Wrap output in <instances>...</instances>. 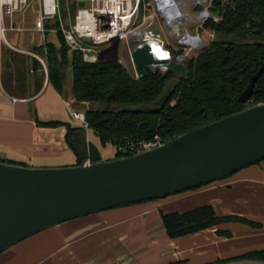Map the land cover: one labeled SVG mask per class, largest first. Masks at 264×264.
Listing matches in <instances>:
<instances>
[{
    "label": "crops",
    "instance_id": "1",
    "mask_svg": "<svg viewBox=\"0 0 264 264\" xmlns=\"http://www.w3.org/2000/svg\"><path fill=\"white\" fill-rule=\"evenodd\" d=\"M37 4L35 10L28 4L13 18L4 19L7 30L0 36V160L28 166L74 165L77 156L67 147L65 127L39 123L82 126L73 118L68 103L84 113L88 107L83 110V103L76 104L73 74L71 84L67 74L71 68H64L62 93L49 80L46 57L38 48L47 44L59 48L61 41L59 32L44 36L36 29L40 0ZM26 11L31 15L24 16ZM12 25L23 30H13ZM187 29L194 33L196 26L187 24ZM86 131L88 143L101 159L117 157L116 146L103 145L92 129L86 127ZM88 160L90 157L85 163ZM203 205H211L219 216L236 215L254 224L226 221L181 237L167 234L163 214ZM256 250H264V161L197 189L66 221L1 253L0 264H206L227 262Z\"/></svg>",
    "mask_w": 264,
    "mask_h": 264
},
{
    "label": "trees",
    "instance_id": "2",
    "mask_svg": "<svg viewBox=\"0 0 264 264\" xmlns=\"http://www.w3.org/2000/svg\"><path fill=\"white\" fill-rule=\"evenodd\" d=\"M211 12L220 17L217 22L213 19L206 22V27L215 32V39L198 54L186 58L187 76L178 74L175 81L177 73L161 68L147 67V74L137 78L135 72H130L118 60L87 62L81 52H69L70 47L61 32L59 48L47 44L38 51L45 55L49 80L59 93L64 89V68L71 67L75 101L100 104L85 111L88 127L103 145L110 143L117 147V157L129 156L143 150L141 142L164 143L264 102V73L255 85L250 102L239 101L252 76L264 65V33L257 32V21L264 18V0H214ZM46 26H58V23L47 22ZM163 94L157 106L141 107L154 106ZM39 125L65 127V142L75 152L77 164H84L89 157L91 162L101 160L98 150L87 141L86 127H72L63 122ZM162 219L171 238L226 221L254 224L236 215L219 216L211 205L163 214ZM243 258L264 260V250L232 260ZM222 263L223 260L206 264Z\"/></svg>",
    "mask_w": 264,
    "mask_h": 264
},
{
    "label": "water",
    "instance_id": "3",
    "mask_svg": "<svg viewBox=\"0 0 264 264\" xmlns=\"http://www.w3.org/2000/svg\"><path fill=\"white\" fill-rule=\"evenodd\" d=\"M257 25V32L264 33V18ZM132 55L140 77L147 74V67L187 76L185 55L157 59L148 44L135 47ZM85 60L103 62L94 57ZM117 60L118 56L113 61ZM263 73L264 65L252 76L240 102H250ZM263 161L264 102L129 156L67 166L0 160V254L66 221L197 189ZM222 264H264V260L243 258Z\"/></svg>",
    "mask_w": 264,
    "mask_h": 264
},
{
    "label": "built area",
    "instance_id": "4",
    "mask_svg": "<svg viewBox=\"0 0 264 264\" xmlns=\"http://www.w3.org/2000/svg\"><path fill=\"white\" fill-rule=\"evenodd\" d=\"M84 5L81 6L80 2ZM30 0H0V36H4L7 28L5 17L13 18L23 11ZM72 3L76 4L75 16ZM197 6L204 8L199 12H191ZM212 0H40V15L36 21V29L46 36L49 32H61L70 47V51H79L83 57L101 60L115 59L120 61L119 46L125 40L129 44L134 72L140 78L133 60L132 51L135 47L149 45L151 53L161 59L185 55L191 57L195 51L202 49V42L209 41L202 34L206 32L213 40L214 31L206 27L209 19L219 21L220 17L211 12ZM160 18L174 41L176 47L165 35L156 30L155 19ZM47 22H57L58 26L47 27ZM194 23V33L187 29V24ZM11 29L22 31L19 26ZM189 42L198 43L194 47ZM166 70V69H163ZM69 109L73 118L82 126L88 127L84 112L74 110L70 103ZM160 142H141L140 148L145 149ZM134 148V147H133ZM91 162L88 160L86 163Z\"/></svg>",
    "mask_w": 264,
    "mask_h": 264
},
{
    "label": "rangeland",
    "instance_id": "5",
    "mask_svg": "<svg viewBox=\"0 0 264 264\" xmlns=\"http://www.w3.org/2000/svg\"><path fill=\"white\" fill-rule=\"evenodd\" d=\"M212 1H214V0H212ZM37 2H38V0H30V2H29V6L31 7V8H33L34 10L36 9V7H38V4H37ZM204 7L203 6H201V9H195V11L194 10H192L191 12L193 13V12H199L200 10H202ZM33 10V11H34ZM76 10H77V7H76V4L75 3H72V12H73V16H75V13H76ZM29 15H31V12L29 11V12H24V16H29ZM155 28H156V30H158L159 32H161L162 34H164L166 37H168V34H167V31H166V29H165V27L163 26V24L161 23V21H160V18H156L155 19ZM215 33V32H214ZM202 34L207 38V40L210 42L211 40H210V38H209V36H208V34L206 33V32H204V31H202ZM215 37H216V35H214V38L213 39H215ZM168 39L170 40V41H172L171 39H172V37H168ZM173 44H175V46L176 47H179L180 46V44L178 43V42H176V41H173ZM200 50L201 49H199V50H197V51H195V53L194 54H198L199 52H200ZM119 53H120V62H121V64L125 67V68H127L130 72H134V65H133V61H132V58H131V54H130V48H129V44L127 43V41H125V40H123V41H121V43H120V46H119ZM68 68H71L70 66L68 67ZM67 68V69H68ZM70 70V69H69ZM67 72V71H66ZM68 81H69V84H71L72 83V71H69L68 73ZM179 78V76H178V74H176L175 76H174V80L173 81H175V80H177ZM172 86V82H171V84H169V86H168V88H167V91H168V89L170 88ZM166 93V92H165ZM163 97H164V94H163V96H161V98L158 100V102L153 106V105H147V106H141V107H143V108H152V107H155V106H157L158 105V103L163 99ZM76 104H78V103H76ZM84 104V106H83V110L85 109V108H89V107H99L100 106V104L99 103H83Z\"/></svg>",
    "mask_w": 264,
    "mask_h": 264
},
{
    "label": "bare ground",
    "instance_id": "6",
    "mask_svg": "<svg viewBox=\"0 0 264 264\" xmlns=\"http://www.w3.org/2000/svg\"><path fill=\"white\" fill-rule=\"evenodd\" d=\"M159 55H160L161 59H164V55H166V54H164V53H159Z\"/></svg>",
    "mask_w": 264,
    "mask_h": 264
}]
</instances>
